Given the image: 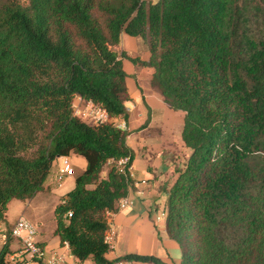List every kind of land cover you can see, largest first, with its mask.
<instances>
[{
	"label": "trees",
	"instance_id": "1",
	"mask_svg": "<svg viewBox=\"0 0 264 264\" xmlns=\"http://www.w3.org/2000/svg\"><path fill=\"white\" fill-rule=\"evenodd\" d=\"M123 33L146 41L147 59L112 49ZM123 58L151 68L150 86L184 113L191 153L166 189L179 264H264V0H0V217L77 154L86 167L54 210L60 245L95 264H168L108 259L107 212L133 184L134 152L127 130L72 111L80 96L127 122ZM9 240L0 264H17Z\"/></svg>",
	"mask_w": 264,
	"mask_h": 264
},
{
	"label": "crops",
	"instance_id": "2",
	"mask_svg": "<svg viewBox=\"0 0 264 264\" xmlns=\"http://www.w3.org/2000/svg\"><path fill=\"white\" fill-rule=\"evenodd\" d=\"M134 38L135 37L128 36L123 33L121 35L120 44L115 46L116 48H118L116 50L124 51L129 57H140L141 59H147L149 55L148 50L144 54H139L137 49L133 50L135 47ZM131 50L133 51L131 52ZM122 63L123 68L127 73L126 83L130 98V100H128L127 102L130 101L135 104L138 102L144 104L143 102H145L151 105L150 101L154 100L151 97L155 96V106L159 105L158 103L161 100L158 99L161 97L159 92L157 90H155V93L151 91L153 89L150 86V74L152 72L151 68L134 64L127 58H123ZM156 93L159 95V97H157L158 95ZM78 100L79 98L76 96L74 101L77 102ZM136 115L142 117V115L144 114L139 110L136 112ZM120 120L124 119L120 118ZM164 124H167L166 126L170 130V133L168 130L169 135H166L165 137L161 136V142L159 143V146L171 142L174 137L171 134L172 123H170V119L165 120ZM140 130L142 129H139L138 131ZM130 136L132 135L130 134ZM162 158V156L161 158L153 160H139L137 158H134L131 164L133 184L130 187L127 195L131 203L125 209L114 212L112 214L107 213L109 227L115 231L114 236L111 240L110 251L107 254L108 259H116L127 253H140L155 255L168 264L180 263L181 252L179 246L176 242L168 237L165 225L161 229H159L160 225H158L159 219L157 218L159 217V214L157 213L159 211L160 204L166 203L167 199V192L163 190V183L166 179L172 178V181L169 183V186H171L176 175L174 169H170L169 172L165 171V173L161 171V166H163V160H161ZM60 159L62 160L60 161ZM60 159L59 157H57L53 161L49 171V173L54 175V177L52 178L53 182L58 185V187L54 188L53 191H55L63 184V180L65 181L68 179V182H72L75 184L76 176L79 175L86 167V160L83 157L78 156L77 154L71 153L67 156H61ZM64 160H68V162L70 163L71 169L68 172L70 175L66 173L62 180L58 181L57 176L59 174V170L63 167ZM167 174L169 176H167ZM52 179H48L47 176L46 180L44 181L42 190H50L51 186L53 185V183L51 182ZM141 180H145V183H141ZM63 195H61V197ZM8 237H10L9 247L13 252L9 253L7 259L11 260L12 262L18 261L21 255L22 245L17 238L11 237L9 235ZM52 237H36L38 243L44 248V256L42 261H40V264L48 262L56 254H60L63 256L64 260L61 264H95L89 259H86L84 261L78 260L73 255H71L68 246L60 245L57 235H54L53 238ZM5 241H3V243ZM112 264L151 263L117 260Z\"/></svg>",
	"mask_w": 264,
	"mask_h": 264
},
{
	"label": "rangeland",
	"instance_id": "3",
	"mask_svg": "<svg viewBox=\"0 0 264 264\" xmlns=\"http://www.w3.org/2000/svg\"><path fill=\"white\" fill-rule=\"evenodd\" d=\"M21 1L23 2L24 0ZM150 1L156 2L158 0ZM134 39L135 47L133 50L137 49L139 54L146 53L148 50L146 41L139 36L135 37ZM112 49L116 50L118 48L113 46ZM133 50H131V52ZM152 88L153 89L151 91L155 93L156 89L154 87ZM157 97H159V95ZM151 98L154 99L151 101L149 100L152 106L143 101L142 102L144 104H141L140 102L135 104L130 101L126 103L128 111L127 113L129 115V118H127V133L129 136H127L126 139L127 145L133 150L134 158H137L139 160H153L161 158L162 156L163 158L161 160H163V166H161V171H163V173H165V171L169 172L170 169H175L178 167L183 168L191 153V149L185 147L181 140L184 113L182 111L170 109L163 102L161 97L158 98L161 99V102L159 101V105L155 106L156 98L155 96H152ZM139 110L144 114L142 115V117L136 115V112ZM169 119L170 123H172L171 134L174 136L173 140L159 146V143L161 142V136L165 137L166 135H169V129L166 126L167 124H164L165 120ZM85 121L91 124L90 120L86 119ZM143 124H146V126L141 128ZM139 129L142 130L138 131ZM130 134L132 136H130ZM61 160L62 159H60V161ZM167 176L169 175L167 174ZM53 177L54 175L49 173L48 179H52ZM171 179H166L164 183L162 182L164 184L163 190L166 191V189L170 188L169 183L172 181ZM68 181V179L65 181L63 180V184L55 191H53V189L58 187V185L54 183L52 179L51 182L53 183V185L51 186L50 190H40L29 199H11L7 204L6 210H3L2 217H0V246L3 245L4 240L2 239L1 234H5L7 238L10 227L21 216L27 218L32 224H34L37 229V238H39L40 236H44L45 238H50L52 236L54 237L55 207L60 202L61 195L66 194L75 185L74 183H70ZM140 182L145 183V180H141ZM157 214H159L158 225H160L159 229H161L164 227V225H166V203L160 204Z\"/></svg>",
	"mask_w": 264,
	"mask_h": 264
},
{
	"label": "built area",
	"instance_id": "4",
	"mask_svg": "<svg viewBox=\"0 0 264 264\" xmlns=\"http://www.w3.org/2000/svg\"><path fill=\"white\" fill-rule=\"evenodd\" d=\"M79 100L77 102L73 101L72 111L73 114L82 120H90L91 124L99 125L102 123H112L115 127L121 130H127V123L124 120L118 118L110 117L106 110L95 103L92 100H85L80 96H77ZM128 161V157L120 158L116 161H112L117 167L123 169ZM70 163L68 160H64L63 167L59 170L57 180L60 181L66 173L70 171ZM129 171L131 173V166H129ZM132 175V174H131ZM131 201L128 196L121 197L117 201V210L120 211L125 209L130 205ZM112 214L114 212H107ZM159 219V217L157 218ZM115 231L112 228H108L105 233V240L111 245V240L114 236ZM37 229L27 218L21 216L14 224L10 227L8 235L17 238L21 245V255L18 261H14L17 264H40L44 256V248L36 240ZM3 241L6 240V235L1 234ZM67 246V244H64ZM64 260L63 256L60 254L54 255L48 262L43 264H61Z\"/></svg>",
	"mask_w": 264,
	"mask_h": 264
}]
</instances>
